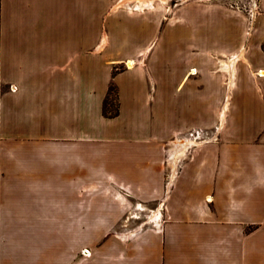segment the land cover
Here are the masks:
<instances>
[{"label":"crops","instance_id":"obj_1","mask_svg":"<svg viewBox=\"0 0 264 264\" xmlns=\"http://www.w3.org/2000/svg\"><path fill=\"white\" fill-rule=\"evenodd\" d=\"M204 12L184 6L182 20L165 28H188L187 39L159 36L147 69L118 74L121 112L103 119L90 106L93 87H109L108 70H97L107 67L103 56L56 58V46L96 45L114 34L115 43L141 51L158 30L111 19L108 0H0L1 78L17 86L0 100V264H56V223L46 221L56 215V138L102 142L84 165L92 178L160 190L162 145L206 113L217 115L227 85L219 139L193 151L165 201L157 264H264V31L254 28L249 45L236 10L216 5L208 19ZM203 26L211 39L198 37ZM208 52L239 58L216 72L205 69Z\"/></svg>","mask_w":264,"mask_h":264},{"label":"rangeland","instance_id":"obj_2","mask_svg":"<svg viewBox=\"0 0 264 264\" xmlns=\"http://www.w3.org/2000/svg\"><path fill=\"white\" fill-rule=\"evenodd\" d=\"M108 4L111 19L114 15H119L121 19L135 18L141 24L157 29L158 34L154 41L151 40L152 42L143 45L141 51H136L134 44L115 43L118 39L114 34H109L110 39L107 36L105 43L102 40L96 45L56 46V58L60 55L76 53L77 61L82 62L84 57L103 56L107 67L97 70L99 73L108 70L109 87L104 92L93 87L90 101L92 110L98 109L103 119L116 117L117 110L119 114L121 112V91L116 80L119 73L130 69H147L149 56L161 48L159 36L164 42L165 37L169 38L166 41L168 43L171 38L180 39V35L187 39L190 33L188 28L178 26L168 31L165 28L170 22L173 24L182 20L181 13L184 6L189 4L204 6L207 13L204 12L202 15L206 14L205 19L213 16L209 11L216 5L236 10L233 14L243 26L245 36L249 38H246L249 45L258 39V34L253 33L254 28H262L264 31V18H261L264 17V0H108ZM198 33L200 39L202 36L211 39L215 35L212 29L207 31L205 26L200 28ZM149 35L152 36L153 33ZM185 38L177 44L184 43ZM209 53L210 59H207L205 69L216 72L223 69L224 61L220 60L221 57ZM130 59L133 60L131 64H129ZM55 69L56 79L59 77L62 79L63 69L57 67ZM92 78H96V73ZM229 80L226 78L225 81L228 83ZM16 89L15 84L5 83L2 80L0 67V100L6 91ZM230 94L227 85V92L219 104L217 115L206 113L204 123L189 124L164 142L160 160L164 173L160 190L158 185H156L158 188L154 186L134 189L117 181L110 184L92 178L86 174L84 165L90 164L94 150L100 149L102 142L56 138V143L50 145L56 148V215L46 217L48 223L53 225L56 223V264H157L160 262L158 255L162 246V237L158 232L162 231L166 223L165 201L179 171L192 158L193 151L219 139L225 124L222 120V112L226 105V114L228 112ZM212 95H206V98H212ZM206 102L212 103V100ZM197 130L201 132L202 137L198 140H188L187 136ZM181 143L187 145L182 146ZM45 148L48 149L47 145ZM101 164L107 171V164L105 162ZM143 191L146 193L143 194ZM155 191H160V197L159 195L158 198L156 197ZM159 213L161 217L158 224L155 219ZM256 243L257 240L254 239V244Z\"/></svg>","mask_w":264,"mask_h":264},{"label":"bare ground","instance_id":"obj_3","mask_svg":"<svg viewBox=\"0 0 264 264\" xmlns=\"http://www.w3.org/2000/svg\"><path fill=\"white\" fill-rule=\"evenodd\" d=\"M238 58H239V55H235V57H233L229 61H225L223 67L226 68L227 70H231V68H232L231 65L234 64L238 60ZM131 62L132 61H130L129 64H131ZM194 72H195V69H194ZM261 75L264 76V72L263 71L261 72ZM226 107H227V105H226ZM226 107H225L224 111L222 112V120L223 121L225 120V116H226ZM181 145L182 146H186L187 144L185 145L184 143H181ZM181 151H183V149Z\"/></svg>","mask_w":264,"mask_h":264},{"label":"built area","instance_id":"obj_4","mask_svg":"<svg viewBox=\"0 0 264 264\" xmlns=\"http://www.w3.org/2000/svg\"><path fill=\"white\" fill-rule=\"evenodd\" d=\"M151 6V4H150ZM202 136H201V132L200 131H192L189 136H187L188 140H198L200 139Z\"/></svg>","mask_w":264,"mask_h":264},{"label":"trees","instance_id":"obj_5","mask_svg":"<svg viewBox=\"0 0 264 264\" xmlns=\"http://www.w3.org/2000/svg\"><path fill=\"white\" fill-rule=\"evenodd\" d=\"M118 114H119V111L117 110V112H116V114H115V115L117 116ZM115 115H114V116H115Z\"/></svg>","mask_w":264,"mask_h":264}]
</instances>
